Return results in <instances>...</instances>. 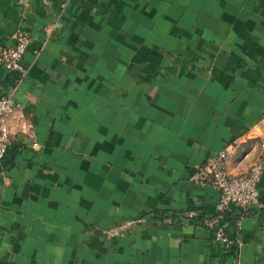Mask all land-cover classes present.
Listing matches in <instances>:
<instances>
[{"label":"crops","instance_id":"crops-1","mask_svg":"<svg viewBox=\"0 0 264 264\" xmlns=\"http://www.w3.org/2000/svg\"><path fill=\"white\" fill-rule=\"evenodd\" d=\"M17 29L33 41L0 159V264H264V175L224 216L229 252L205 221L220 190L194 178L227 144L232 173L259 157L264 0H0V45ZM17 81L0 63V93Z\"/></svg>","mask_w":264,"mask_h":264},{"label":"built area","instance_id":"built-area-1","mask_svg":"<svg viewBox=\"0 0 264 264\" xmlns=\"http://www.w3.org/2000/svg\"><path fill=\"white\" fill-rule=\"evenodd\" d=\"M12 38L11 43L0 45V63L18 77L17 82L0 93V159L6 156L15 140L8 120L15 115L17 110L15 94L19 79L29 71L30 64L25 61V55L33 41L32 35L23 29L15 30ZM40 50L41 48H35V54H39ZM38 144V141L34 140L33 145ZM230 151L231 145L227 144L210 157L194 176L196 181L214 185L220 190L219 212L205 221L212 228L213 241L225 252L231 251L236 244L227 231V224L224 221L225 214L232 212L243 216L248 212L252 203L261 197L260 185L264 175V136L258 159L244 172L232 173L228 170L227 160ZM194 214V210H189L184 212L183 216L192 217Z\"/></svg>","mask_w":264,"mask_h":264}]
</instances>
